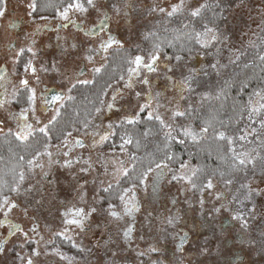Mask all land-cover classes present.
Returning <instances> with one entry per match:
<instances>
[{
	"label": "rangeland",
	"instance_id": "obj_1",
	"mask_svg": "<svg viewBox=\"0 0 264 264\" xmlns=\"http://www.w3.org/2000/svg\"><path fill=\"white\" fill-rule=\"evenodd\" d=\"M80 2L87 11L70 10L69 18L75 16L89 26L102 20L107 13L112 32L117 34L122 47L136 51L135 55L146 58V62L155 54L161 65L151 74H142L152 88L149 103L145 99L147 91L139 98L130 92L126 79L114 82L107 88L99 111L87 126L76 129L56 145L46 146L21 171L24 178L19 177L16 191L7 200L27 207L40 222L45 236H51L57 230L52 224L50 230L42 224L49 214H56L66 207L83 209L85 213L96 209L88 218L97 224V229L92 235H83L84 239L76 240L77 253L72 256L50 253V264H108L112 254L115 263L125 264L129 259L131 264H138L140 255L149 252L142 251V247L147 249L149 245L145 237L176 238L183 236V231L191 237L207 240L205 244L194 246L197 252L194 264H241L237 262L239 257L245 259L242 264H264V107H261L264 90L250 99L245 113L226 136L233 159L241 166L240 171L230 177L211 179L212 186L207 185L197 193L193 191L192 181L198 166L193 161L188 158L177 165L163 162L158 164L160 167L156 165L149 170L140 185L125 189V200L120 199L111 209L117 213L114 217L109 214V207L103 205L100 190L119 182L124 171L132 167L136 156L126 152L125 146L109 152L103 151V144L98 145L96 141L90 144L102 130L134 120L138 113H143L146 118L149 113L153 117L160 116V120L151 119L158 124L159 134L146 139L145 150L159 139H168L179 147L187 142L206 140L211 135L209 129L202 131L204 128L181 119L203 112L218 99L217 87L227 80L230 72L260 55L264 44V0H94V7L89 6L87 0ZM32 3L34 0H3L0 50L8 44V26L16 16L25 20L24 32H30L47 20L66 21L58 15L65 7L49 17L35 16L29 7ZM174 5H180V9L169 15ZM196 9H200L199 14L193 16L191 13ZM212 9L218 12L217 23L210 17ZM192 25L196 27L193 31L199 49L189 57L171 59L161 46L157 50L155 46L145 45L155 32L172 34ZM142 45L146 50L141 48ZM92 46L95 55L97 49L94 43ZM85 49L83 47L81 56L77 51L62 61L58 77L65 85L79 69L80 60H84L88 73L78 82L91 81L101 71L103 59L91 61L88 57L91 54ZM12 59L8 62L11 72ZM40 70L39 82L30 78L36 89L34 92L45 79L44 68ZM25 75L27 77V72ZM176 83L183 87L180 97L174 89ZM118 92L126 96L120 101L121 109L107 117V106L121 98ZM141 105H147L143 112ZM34 106V109L39 107L36 98ZM176 111L184 114L174 117ZM40 114L35 115L37 126L34 131L45 130L56 117V114ZM185 129H191L195 138L185 135ZM221 134L225 136L222 132L218 136ZM75 137L89 147H76ZM241 159L244 164L240 163ZM258 192L260 195L256 194ZM125 203L129 210L127 214ZM2 206L6 205L3 203ZM235 216L240 218L234 219ZM99 221L108 222L104 227L106 230ZM128 228L131 232L126 237ZM46 245H35L36 253H46ZM183 259L188 261L186 257Z\"/></svg>",
	"mask_w": 264,
	"mask_h": 264
},
{
	"label": "flooded vegetation",
	"instance_id": "obj_2",
	"mask_svg": "<svg viewBox=\"0 0 264 264\" xmlns=\"http://www.w3.org/2000/svg\"><path fill=\"white\" fill-rule=\"evenodd\" d=\"M26 25L25 20L17 16L14 17L8 26V44L2 47L4 50H0V136L6 133H14L17 136L18 134H26L28 138L35 132H42L33 130V128L37 126L35 124L36 113H38V115L43 113L46 116H49V114H56V119L64 105L72 98L74 88L92 82L94 78L84 83L82 81L78 82L88 73L84 60H80L79 69L74 71L75 73L72 79L69 81L67 80L66 85L64 84L63 80L58 76L61 74L62 61L68 58V54H76L77 51H79V56H81L83 47H85L87 53L91 54L88 56L91 61L103 59V69L112 51L130 50V48L122 47V42L118 40L117 34L112 32L109 15L107 13L102 20H96L89 26H86L85 21H79L75 16L70 17L63 23L61 19L59 21L47 20L45 24L38 25L35 29L30 30V32H24ZM156 34L157 32L150 35V37ZM109 36L117 41V43H112L106 50L102 49L101 42L107 41ZM93 43L94 47L97 49L95 55L92 54ZM141 48L146 50V46L142 45ZM164 51L165 55L169 56L171 59L177 58L171 57L166 50ZM136 56L138 55L136 54L135 57ZM11 57H13L11 61L12 72L8 64ZM135 57H133V60ZM133 60L130 61L126 74L121 79L124 81L126 79L127 82H125V84L131 85V87L128 88L134 96H137V93H139L138 96L140 98L144 96L147 91L148 93L145 99L147 103H149L152 99L150 95L152 88L150 87V83L144 84L141 83V81L146 77H142V74L145 73L148 75L153 72H149L147 69L141 67L139 69V75L132 74L130 77L129 69L136 67L131 63ZM29 61H31V67L26 69V65H28ZM144 61L146 62V58H144ZM160 65V62L157 60L155 63L156 70ZM42 67L44 68L43 72L45 79L44 81L42 80L43 83L37 89V92H34L36 89L33 87L30 78L39 82V78L41 77L40 68ZM26 72L28 74L27 77L25 75ZM22 80H26L27 84H21ZM36 82L34 84L38 86ZM179 85L180 84L176 83L174 86L178 97H180L182 93V91L180 93ZM30 95H34L38 101L39 107L35 108L36 111L34 109L35 99L31 106H29L28 97ZM118 95L121 96V98L111 102L109 104L111 107H109V105L107 106V117L120 111V101H123L126 96L120 92H118ZM21 101H23V103H21ZM24 109H27V112L22 119L20 113ZM141 115H143V113H138L135 119L132 120V123H136ZM55 119L48 123L47 127L50 126ZM92 119L89 122H91ZM88 123L84 126L72 129L65 138L71 135L76 129L87 126ZM24 124L31 125V128H25L24 133H21V125ZM120 124L113 125L111 129L108 130H102L95 140L90 141V144H94V141H96L98 145L103 144V151H116L109 146L112 144L111 139L114 135V130ZM46 129L44 131H46ZM102 137L107 138L102 139ZM74 140L78 148L89 147L82 139L75 137ZM50 145L56 144H48L46 146ZM125 151L135 155L137 159L138 154L129 150ZM127 171L128 169L124 171V175ZM102 190H100V194ZM101 196L104 206L114 204L112 202H105V196L102 194ZM9 203L14 204L15 207L10 209L6 205L5 207L2 206L3 208L0 209V264H29V261H31V264H50V253H54L57 256L74 255L77 253L75 248V244L77 245L76 240L84 239L83 235H92L94 230L97 229V224L89 220L88 216L83 220L82 226L66 223V221L71 219H80V217L75 216V208L66 207V209L56 214L51 213V216H49V214L45 221H43L42 224L48 227L46 228L47 230H50L49 227L51 224L53 229H57L51 236H45V233L41 230L42 227L40 222L35 219L36 217L29 212L27 207L25 208L24 205L14 200H11ZM106 222L99 221V224L104 228L108 223ZM224 222L226 223V220H224ZM167 238L168 240H166ZM144 240H148L149 245H147V249L142 247V251L149 250V252L140 255L138 264H194L193 259L197 255L194 246L196 244L200 245L202 243H207L205 242L207 240H203V238L191 237L187 231H183V236L181 237L177 236L176 238H170L163 236L162 238L155 239L145 237ZM140 241H142V239ZM42 243L47 244L44 248L46 253L43 252L42 255L37 254L35 245H41ZM239 253L240 252H237V254ZM112 256L113 254L111 255V259L108 260V264H119V262L115 263L116 258H112ZM183 257H186L188 261H185ZM219 259L221 258L219 257ZM237 262L242 264L245 262V259L239 257ZM125 264H131L129 259L126 260Z\"/></svg>",
	"mask_w": 264,
	"mask_h": 264
},
{
	"label": "trees",
	"instance_id": "obj_3",
	"mask_svg": "<svg viewBox=\"0 0 264 264\" xmlns=\"http://www.w3.org/2000/svg\"><path fill=\"white\" fill-rule=\"evenodd\" d=\"M85 1V0H83ZM70 0H34L33 15L51 16L67 6ZM216 8V7H214ZM213 8V9H214ZM3 0H0V12ZM210 17L214 23L219 20L215 10ZM201 24V21H199ZM188 27L176 33L157 32L145 41L148 46H161L171 57H189L197 52L199 46L196 32ZM136 51L116 50L110 53L106 66L95 75L92 82L77 86L72 98L61 109L59 116L44 132H35L26 140L18 139L14 133L0 136V207L5 198L13 193L20 173L48 144H57L74 128L86 125L95 115L107 88L123 78ZM264 90V44L259 56L250 63L235 67L217 87L218 99L203 112L185 115L181 121L193 122L195 127L209 129L211 135L206 140L187 142L183 147L159 139L150 149L145 150L149 136L159 134L158 124L141 115L136 123L123 122L114 130L109 146L118 150L125 146L138 157L127 173L114 185L102 190L105 202L118 203L125 189L140 185L153 167L160 163L177 165L190 159L198 166L193 178L194 192L203 191L208 182L215 178H226L238 173L241 166L233 159L229 138L226 137L235 122L245 113L250 99ZM23 103V101H21ZM225 134L219 137L218 133Z\"/></svg>",
	"mask_w": 264,
	"mask_h": 264
},
{
	"label": "snow or ice",
	"instance_id": "obj_4",
	"mask_svg": "<svg viewBox=\"0 0 264 264\" xmlns=\"http://www.w3.org/2000/svg\"><path fill=\"white\" fill-rule=\"evenodd\" d=\"M87 4L89 6H93L94 7V0H87ZM30 8H32L33 10H35V3H32L29 5ZM203 7V5L201 6ZM180 9V5H174L173 8H172V12L169 13V15H172L173 13L177 12L178 10ZM70 10H75V11H79V12H85L87 11V9L85 8V6L80 2V0H70V2L67 4V6L64 8V10L62 12H59L58 15L64 19V20H68L69 19V12ZM161 11H163V9H161ZM199 11L200 9H196L194 10L191 14L193 16H197L199 14ZM0 15H3L2 12H0ZM206 31L208 32H211L213 31L212 29H206ZM215 39V37H213ZM112 43H117V41H115L111 36L108 37V40L107 41H102L101 42V48L102 49H107L108 47L111 46ZM157 47V50H158V46ZM177 59L179 60L180 57H177ZM158 60V57L155 55V54H152L149 58V62H145L144 61V58L141 57V56H136L134 58V60L131 62L133 63L136 67L135 68H130L129 69V76L131 77L132 74H136V75H139L140 72H139V69L141 67L147 69L149 72H155L156 71V68H155V63L156 61ZM31 67V61H29L28 65H26V69L27 68H30ZM98 71V69H97ZM169 71H171V69H169ZM141 83H144V84H148L149 83V80L147 77H145ZM21 84H27V81L26 80H22L21 81ZM128 87H131V85L129 84ZM137 95H139V93H137ZM159 95V94H158ZM35 97L34 95H30L28 97V101H29V106H31V104L33 103ZM55 99V98H54ZM109 107H111V105H109ZM147 107V105H141L140 106V111L143 112L145 110V108ZM261 107H264V105H261ZM99 111V109H98ZM27 112V109H24L21 111L20 113V116L21 118L23 119L24 118V114ZM184 113L182 112H179V111H176L173 113V116H182ZM148 119H157V120H160V116L159 115H156L155 117H153V114L152 113H149L148 114ZM53 119H55V117H53ZM129 123H132L133 121L131 119L128 120ZM161 123L163 124V121L161 120ZM25 128H31V125H27V124H24V125H21V133H24V129ZM41 131H44V129H41ZM202 131H207V129H202ZM184 134L185 135H193V138H195V134L192 133L191 129H185L184 130ZM223 136V134H221V137ZM18 139H26L27 138V135L26 134H18ZM107 137H102V139H106ZM251 162V161H249ZM31 163V161L29 162ZM240 163L241 164H244L245 161L243 159L240 160ZM157 167H160L159 165H157ZM23 173H21V176H20V179L23 180ZM175 179V177H173ZM211 183L209 182L208 184V187H211ZM244 187H247V185H244ZM12 191H16L15 188L12 189ZM105 191H107V189H105ZM257 195H260V193H256ZM121 201H124L125 198L124 196H121L120 197ZM4 205H7L10 209L11 208H14L15 205L14 204H10L9 201L7 200V198L4 199L3 201ZM109 214L112 215V216H117V213L114 212V211H111V209L113 208V205L109 204ZM96 209H92L91 212H95ZM125 211H126V214L128 213V208H127V203H125ZM91 212L89 213H85L83 209H76L75 211V216L76 217H80V219H71V220H68L66 221V223L68 224H75V225H78V226H82V222L84 219L87 218L88 215H91ZM234 219H239L240 217L239 216H235L233 217ZM15 227V226H13ZM131 232V228H128L127 231L125 232V236L127 237L128 234ZM29 264H31V261H29Z\"/></svg>",
	"mask_w": 264,
	"mask_h": 264
},
{
	"label": "water",
	"instance_id": "obj_5",
	"mask_svg": "<svg viewBox=\"0 0 264 264\" xmlns=\"http://www.w3.org/2000/svg\"><path fill=\"white\" fill-rule=\"evenodd\" d=\"M179 89H180V93H181V91L183 90V87L179 85Z\"/></svg>",
	"mask_w": 264,
	"mask_h": 264
}]
</instances>
